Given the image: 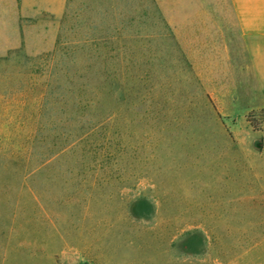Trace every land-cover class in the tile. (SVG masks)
<instances>
[{
    "label": "rangeland",
    "instance_id": "obj_1",
    "mask_svg": "<svg viewBox=\"0 0 264 264\" xmlns=\"http://www.w3.org/2000/svg\"><path fill=\"white\" fill-rule=\"evenodd\" d=\"M137 1L0 0V264H264V96L230 9ZM67 12L70 42L109 24L117 79L63 76Z\"/></svg>",
    "mask_w": 264,
    "mask_h": 264
},
{
    "label": "trees",
    "instance_id": "obj_2",
    "mask_svg": "<svg viewBox=\"0 0 264 264\" xmlns=\"http://www.w3.org/2000/svg\"><path fill=\"white\" fill-rule=\"evenodd\" d=\"M72 1L73 0H71V2ZM116 3L117 5L115 4V6H117V8H121L126 13L130 11L129 9H133L135 3L139 2H136V0H116ZM115 6L111 8H115ZM77 8L79 7H76L75 10H78ZM84 8H89L88 3L85 2ZM145 9H149L147 5H145ZM133 14H136V12H133ZM105 21L106 20L104 18L96 22L92 20L90 21V23L88 20H82V23L85 22V24H87L86 29L88 32L85 41L81 43L77 38H75V41L70 42L66 36L68 32V28L66 29V24L70 23L71 29L72 27L77 28L78 19L76 20L75 14L73 12H67V15L65 16L64 25L61 28L62 30L60 33V45L57 47V59L59 60L61 65H64L63 76L73 79L72 81L75 82L76 85H78V82H80L79 80L84 78L85 75H90V77L95 78L97 81H100V83L106 80H115L118 77L120 71L119 68L111 67V65L116 62L115 56L113 54H110V52L109 54H107L106 52L101 51L105 49L106 45L104 43H106V41H109L110 45H112V42L115 39L114 32H109L110 26H108L109 24L106 25L104 23ZM97 29L101 31V34L103 32L109 33L96 36L95 32L97 31ZM91 58L94 59L91 60ZM99 59L100 61H98ZM91 61H93L92 64ZM118 63L119 61L117 62V65ZM90 66L93 68L89 69ZM92 80L93 79H91V81L89 82H86L84 85L87 88V91L90 90L91 87L94 88L91 84ZM92 88L91 91H88V93L91 95V98H95L96 100L98 90H95V92ZM83 91L84 90L80 86L74 91V93L76 92L80 101L82 100L80 99V97L84 96L86 90L84 92ZM260 114L261 117H264L263 111H261ZM246 120L252 129H254L255 131L261 130V127H259V122L262 123L263 121L255 119L253 113H249L246 117Z\"/></svg>",
    "mask_w": 264,
    "mask_h": 264
},
{
    "label": "crops",
    "instance_id": "obj_3",
    "mask_svg": "<svg viewBox=\"0 0 264 264\" xmlns=\"http://www.w3.org/2000/svg\"><path fill=\"white\" fill-rule=\"evenodd\" d=\"M225 1L247 51L254 79L264 96V0Z\"/></svg>",
    "mask_w": 264,
    "mask_h": 264
}]
</instances>
